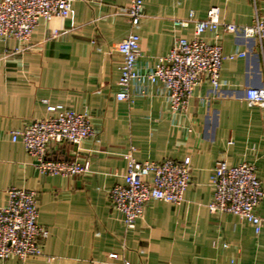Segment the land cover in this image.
<instances>
[{"label": "crops", "instance_id": "0c3cea01", "mask_svg": "<svg viewBox=\"0 0 264 264\" xmlns=\"http://www.w3.org/2000/svg\"><path fill=\"white\" fill-rule=\"evenodd\" d=\"M128 4L73 0L67 18L40 22L27 45L0 38V206L11 187L35 191L38 223L49 232L41 257H10L0 264H95L109 262L112 253L131 264H264V199L255 209L262 219L259 234L236 216L207 209L209 177L218 160L253 165L264 190V107L245 100L246 89L264 88V41L219 29L223 54L246 56L222 64L223 86L216 93L201 82L186 114H172L164 89L146 78L131 87L128 101H118L123 60L116 47L133 31L120 14ZM212 8L220 22L236 26L264 16V0H142L135 30L140 74L176 39L193 37L192 24L176 21L190 13L205 20ZM213 37L201 36L208 42ZM49 105L89 117L94 137L76 148L64 143L48 151L52 159L88 162L89 173L41 175L22 144L11 141L13 130L49 116ZM129 156L138 162L189 157L191 167L182 205L150 202L132 231L107 195L123 183Z\"/></svg>", "mask_w": 264, "mask_h": 264}, {"label": "built area", "instance_id": "2783aa9c", "mask_svg": "<svg viewBox=\"0 0 264 264\" xmlns=\"http://www.w3.org/2000/svg\"><path fill=\"white\" fill-rule=\"evenodd\" d=\"M72 2L0 0V38L4 41L14 39L22 46L27 45L40 22L67 18L72 12ZM120 14L130 20L133 31L116 47L123 60L116 100L128 101L131 87L146 78L150 84H158L164 89L168 109L174 115L187 113L194 89L201 82H207L216 93L223 86L220 79L222 64L226 60L246 56L245 52L224 55L219 43V29L246 39L264 41V16L255 14L250 25L236 26L220 22L217 8L210 9L206 19L201 21H196L190 13L187 20L176 21L175 25L186 27L192 24L193 37L176 39L170 50L156 58L152 67L142 75L137 69L140 37L135 32L142 16V0H129L127 8ZM205 32L214 34L211 42L201 38ZM245 100L249 106L264 107V88L246 89ZM46 110L49 113L46 118L13 130L11 141L22 144L41 175L66 178L89 173L88 162L52 159L48 155L51 145L70 143L78 146L94 137L89 117L62 105H49ZM190 170L189 157L182 161L138 162L129 156L122 175L123 183L113 186L107 193L113 209L122 216L126 231L135 229L136 222L150 202L180 207L190 184ZM209 182L212 188L207 205L209 213L236 216L253 226L255 233L259 234L262 219L255 214V209L264 199V190L255 167L247 162L229 165L225 160H218ZM38 214L35 191L15 187L7 189L5 202L0 206V261L10 257L25 261L43 255L42 245L49 232L38 223ZM108 258L109 262L95 264H131L124 260L120 262L115 253L109 254Z\"/></svg>", "mask_w": 264, "mask_h": 264}, {"label": "water", "instance_id": "95a60500", "mask_svg": "<svg viewBox=\"0 0 264 264\" xmlns=\"http://www.w3.org/2000/svg\"><path fill=\"white\" fill-rule=\"evenodd\" d=\"M74 145V147L76 148V145L75 144H73Z\"/></svg>", "mask_w": 264, "mask_h": 264}]
</instances>
